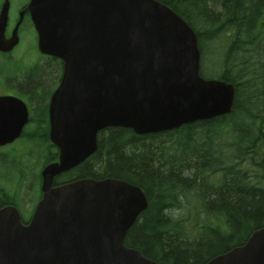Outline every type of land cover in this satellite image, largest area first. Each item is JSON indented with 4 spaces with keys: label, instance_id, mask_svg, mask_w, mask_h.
Returning a JSON list of instances; mask_svg holds the SVG:
<instances>
[{
    "label": "water",
    "instance_id": "water-1",
    "mask_svg": "<svg viewBox=\"0 0 264 264\" xmlns=\"http://www.w3.org/2000/svg\"><path fill=\"white\" fill-rule=\"evenodd\" d=\"M41 52L58 57L64 72L50 103V137L60 160L43 172L44 192L24 225L15 206L0 209V264H158L128 247L125 237L148 207L144 190L126 180L83 178L53 187L97 150L110 126L138 134L232 112L235 88L200 74L192 26L159 0H31ZM10 0L0 12V50ZM28 120L17 97L0 96V144L21 136ZM205 264H264V226L247 241Z\"/></svg>",
    "mask_w": 264,
    "mask_h": 264
},
{
    "label": "trees",
    "instance_id": "trees-1",
    "mask_svg": "<svg viewBox=\"0 0 264 264\" xmlns=\"http://www.w3.org/2000/svg\"><path fill=\"white\" fill-rule=\"evenodd\" d=\"M159 1L195 30L201 74L235 84L232 112L147 134L107 127L96 152L69 174L142 187L149 204L125 244L158 264H205L264 226V0ZM48 65L22 89L49 91L57 72Z\"/></svg>",
    "mask_w": 264,
    "mask_h": 264
},
{
    "label": "flooded vegetation",
    "instance_id": "flooded-vegetation-1",
    "mask_svg": "<svg viewBox=\"0 0 264 264\" xmlns=\"http://www.w3.org/2000/svg\"><path fill=\"white\" fill-rule=\"evenodd\" d=\"M3 2L0 0V11L3 5ZM30 0H27L24 4L21 5L16 18L13 20L11 17L9 18L8 26L6 29V38L9 39L12 36L13 30L15 29L17 23L19 22L21 18V14L23 15V21L21 22L19 26V42L17 46H21L23 43L26 44L27 48L23 49L21 55L22 61L26 60V55L28 54V49L31 50V45L34 43V50L35 45L38 44V35L35 30V26L32 20V15L30 13V10L28 9ZM32 38H34V42H32ZM1 55L9 56L12 54V51L9 53H1ZM54 59L52 56L48 55H37L35 59L33 60L35 63H42L44 60L49 61L48 66L49 68L55 69L57 72L55 75V82L56 87L58 86L61 76L63 73V65L61 64L59 66V63L57 62L56 65L51 63V60ZM32 64V63H31ZM45 64V65H47ZM44 65V67H45ZM58 67V71H57ZM41 70L42 64L38 67ZM36 69H32L29 72L22 73V76L29 75ZM53 88V87H52ZM51 88V89H52ZM42 92V90L37 89L39 94H33L26 92L25 90L20 87V90H18L20 93L24 94L26 98H19L27 105L28 111H29V117L27 123L23 126L22 135L21 137L15 139L11 143H7L4 145H0V167L4 163L9 164V160H14L15 165L11 166L13 167L12 172H6L4 175L1 172L0 169V179L3 180L4 177H10L12 175H16V187L21 184H25L26 180L29 182V179H32V184L30 186V190H26L24 188L19 187L18 192H15V195H11L8 190H6L4 187H0V200H6L8 199V202H5L3 204H0V208L8 205L13 204L16 205L23 217V222L27 223V221L32 217L33 212L35 210V207L39 200L43 196V176L42 171L44 167L52 162L59 161L60 158V152L58 147L53 144L50 140V128H51V120H50V103H51V95L50 98H48L47 93L51 91ZM22 91V92H21ZM42 96V97H41ZM39 109H42V113L39 112ZM41 114V115H40ZM40 138H43L40 140ZM47 139V140H46ZM11 151H17L20 156L25 155L28 159H31L32 163L35 161H38L37 167L35 168V174L29 175L26 171V163L28 161H18L16 159H8L7 154H9ZM15 155V154H14ZM16 156V155H15ZM19 156V157H20ZM17 157V156H16ZM84 162V161H83ZM81 162V163H83ZM80 163V164H81ZM78 164V165H80ZM75 166L74 168L70 169L69 171L63 172L60 175H57L53 180V187L59 186L61 184L67 183L74 179L79 178H89L90 176H70V171L76 170L78 167ZM9 173V174H7ZM38 173V174H37ZM94 178V177H93ZM23 187V186H22ZM18 194L22 196V199L17 200Z\"/></svg>",
    "mask_w": 264,
    "mask_h": 264
},
{
    "label": "rangeland",
    "instance_id": "rangeland-1",
    "mask_svg": "<svg viewBox=\"0 0 264 264\" xmlns=\"http://www.w3.org/2000/svg\"><path fill=\"white\" fill-rule=\"evenodd\" d=\"M26 1L27 0H11L9 14H10V17H11L12 20L14 18H16L17 13H18L21 5L24 4ZM32 42H34V38H32ZM24 46H25V50H26L27 46H26L25 43H23L22 46H18L12 52V54L9 55V56H5V55H1L0 54V86L3 85L0 88V90L2 92H7L9 94V93H11V91H13L10 88L20 90L21 84H23V81L26 78L25 75L22 76L23 72H29L32 69H37L41 64H42V68H43V66L45 64L49 63V61L46 62V60H44L42 63H35L33 61L35 59V57H36V52L37 51H34V43H32L31 50H30V48L28 49L29 55L26 56L27 63H29L30 65H27L25 68H24V65L22 63L20 65V67L18 65H16L14 62L17 63L18 61L17 60L14 61V58H15L16 55H19L23 51V49H24L23 47ZM17 66L19 68H17ZM17 69H18V71H17ZM16 72L20 73L21 77H20V75L18 73H17V77L13 76V74L16 73ZM8 73L11 76L7 77ZM6 77H7V79H6ZM55 84H56L55 80H52V83L50 85V89L52 87H54ZM14 154L18 157L17 158L18 161L22 160V157L19 155V153L17 151H11L9 154H7L8 159L10 157H13ZM28 163H29V166H30L31 175H34L36 173L35 172V168L37 167L38 161H35V162L32 163L31 159H28ZM13 165H15L14 160H9V164L8 163H4L0 167L1 172L4 175L6 174L7 171L8 172H12L14 169L11 166H13ZM7 174H9V173H7ZM6 176H5L4 180L0 179V187L7 186L8 187L7 190L9 191V193L11 195H15V192H18V188L19 187L24 188L25 191L27 189L30 190V186L32 184V179L31 178L29 179V182H27V180H26L25 184H21V185L18 184V186L15 187L14 180L12 178H10V177L6 178ZM12 176H14L16 178V175H12ZM20 199H22V196H20V194H18L17 200H20Z\"/></svg>",
    "mask_w": 264,
    "mask_h": 264
},
{
    "label": "bare ground",
    "instance_id": "bare-ground-1",
    "mask_svg": "<svg viewBox=\"0 0 264 264\" xmlns=\"http://www.w3.org/2000/svg\"><path fill=\"white\" fill-rule=\"evenodd\" d=\"M198 46H199V50H200V52H201V49H200V45H199V38H198ZM202 54V53H201ZM226 81V80H225ZM227 83H229V84H232L233 86H234V88H235V98H237V89H236V86H235V84H233L232 82H229V81H226Z\"/></svg>",
    "mask_w": 264,
    "mask_h": 264
}]
</instances>
